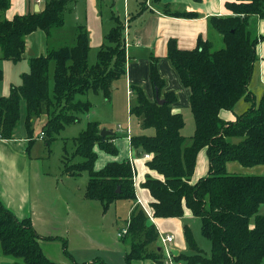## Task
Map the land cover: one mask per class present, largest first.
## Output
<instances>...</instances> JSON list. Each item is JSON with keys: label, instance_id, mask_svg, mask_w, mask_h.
Listing matches in <instances>:
<instances>
[{"label": "trees", "instance_id": "1", "mask_svg": "<svg viewBox=\"0 0 264 264\" xmlns=\"http://www.w3.org/2000/svg\"><path fill=\"white\" fill-rule=\"evenodd\" d=\"M71 1L45 0L44 7L37 12L6 18L3 13L11 0H0V58L20 61L26 37L36 30L50 35L51 30L62 26L64 12ZM225 6L229 14L209 17L211 26L222 37L223 47L213 49L212 42L201 36L189 49L179 47L174 38L167 41L166 57L189 90L194 121L190 143L185 144L181 133L183 115L174 109L175 93L164 90L165 81L157 69L156 56L150 57L149 78L154 93L163 101L156 100L155 95L149 99L139 85L130 86L134 104L129 107V113L142 117L144 127L154 128L151 135H132L129 139L137 154L150 155L145 165L155 172V176L146 174L141 183L151 196L147 205L150 215L181 218L187 208L200 219L201 234L210 242L207 256L194 241L189 226L184 224V238L192 253L173 254L174 261L181 264H261L264 260V214L257 213L264 204V174L227 170L229 162L244 167L264 165V87L258 99L250 89L259 59L257 45L264 40V34L257 33L252 17L264 16V0H233ZM168 8L169 3H164L166 12ZM110 20L112 26L104 34L92 64L89 63L88 32L83 24L77 25L71 44L51 47L45 54L29 58V70L21 75V83L11 85L9 94L0 96V139L15 137L22 100L28 143L33 141L32 120L44 116L41 137L50 145L61 130L90 111L91 102L83 98L87 92L99 93L106 100L111 98L113 82L125 75L127 56L124 22L114 13ZM51 61L54 67L50 88ZM2 77L0 69V81ZM240 99L247 105L236 113L234 106ZM222 110L233 112L234 117H223ZM100 131L97 121H87L72 139L74 150L64 155L63 165L71 177L87 174L81 189L83 198L98 201L106 211L120 198H137L134 168L128 159L109 161L100 169L94 168L95 145L107 153L117 154L112 142L116 134L112 131L102 136ZM203 148L207 155V174L193 182L191 176ZM125 228L121 236L128 246L123 255L125 264L133 260L164 262V254L157 245L159 231L139 204L132 209ZM40 237L30 218H18L0 201V247L3 254L15 258L11 264H59L45 255L39 244ZM63 246H66L65 240Z\"/></svg>", "mask_w": 264, "mask_h": 264}, {"label": "rangeland", "instance_id": "2", "mask_svg": "<svg viewBox=\"0 0 264 264\" xmlns=\"http://www.w3.org/2000/svg\"><path fill=\"white\" fill-rule=\"evenodd\" d=\"M95 2L97 6L99 5V9L105 15H111V13L109 12L112 0H95ZM23 3L24 8H28L30 11L34 10L35 4H37L34 2V0H23ZM71 3L72 2H70L67 7H70ZM121 4L122 0H115L113 6H116L117 9L119 8V10H116V8L113 7L116 14H121ZM142 5L141 8L144 7ZM10 9L9 12L8 9L5 10V12L3 13L4 17L9 18V15L11 14ZM26 11L28 12V10ZM141 11L143 10L141 9L140 12ZM136 13L132 16L135 17ZM68 15L69 14L67 8V10L64 12L65 21L68 20ZM128 19L129 18L124 17L122 21L124 23H127ZM102 20L106 25L107 23H109L110 18H108L107 16ZM252 22H256L255 25L257 33L264 34V16L260 18L257 16H253ZM66 26L67 27L63 28L56 27L51 30L52 33L50 37H47L42 30H36L35 33L30 37L31 46L26 49L23 54V58L18 62L0 58V69L3 73V77L0 81V96L8 95L11 85H18L21 83V75L24 72H28L29 70V58L31 56L38 55V48L40 46L42 47V49L40 50L41 53L39 54H45L47 49L51 48L52 46L57 47L62 44L72 43L71 28L69 27L68 23H66ZM125 37L126 32L124 31V40H126ZM209 40L213 44V49L221 48L224 45L222 37L217 30L213 32V35ZM96 52V48L92 47V49H90L89 63L92 64L95 62ZM257 54L259 59L258 62H256V69L250 83V89L252 91L256 90V87L252 84L259 85V76L262 75L264 40L259 41L257 45ZM53 67V61H51L49 64L50 88L52 87ZM120 81L121 79L119 78L113 82V90L111 93V98L109 100H106L99 93H93L92 91L87 92V94H85L83 98L88 99L91 102L90 111L82 114L77 122L68 125L63 130H61L59 135H57V138L50 145H46L41 137V125L42 120H44V116L34 118L32 120L31 126L33 141L31 144L26 141L29 149H31V153L33 156L32 169L34 172H38L39 178L42 179L40 180V183L45 196H48V199H55L57 197L60 203L66 199L68 200V205L70 207L69 210L65 213V209L63 208V206H60V216H63V218L65 217V219H63V222L67 220V226L63 228L64 231L62 235H56L57 237L52 239L47 238L46 240L48 242L46 244L47 248H49V255L52 256V258L50 259L53 261H57L59 264H63V260L65 259H69V261H71L73 264L75 261L79 264H82V261H90L91 259L95 260L97 258L96 256L104 259L108 264H125L123 259V251L125 247L126 250H128V246L121 240V237H118L117 233L124 229V227H126L128 214L133 208L134 200L120 198L116 200L106 211H103L101 204L96 200H86V202L85 200H81L83 201L84 206L80 207L79 202H76L78 196L75 195V192H77L76 189L78 187L85 186L87 181V174L83 172L71 179L68 177L69 175L65 173L63 165V159H65L64 155H70L74 150L75 146L72 139L84 129L86 122L89 120H97V122L99 121L98 123L103 124V128L111 129L115 134L118 124L121 125L124 129L128 127L130 131L129 137L132 135H151L154 133L153 127H144L142 123V117H138L135 114L129 113V107L134 104V96L130 95V97H128L126 100V94L125 91L121 88ZM262 88L263 87H261L260 89L259 96L258 94H256L257 97H260ZM254 92L256 93V91ZM113 96H115L116 99L112 98ZM235 109L238 112L243 110L241 109V107H239V104ZM224 112L225 110H223L221 114H223ZM184 113V127L182 130V135L185 136V144H188L190 143V136L194 131V121L190 111H185ZM25 114V102L22 100L20 103V118L15 129L16 136H27V131L24 125ZM114 145L117 148V154L115 155L107 153L104 150L100 149L99 146L95 145V151L97 153V158L94 163L95 169L102 168L104 164L109 161H120L125 158L127 159L130 155H136L135 149L130 148L129 142L122 141L118 138L115 140ZM206 163L207 155L205 148H203L198 153L197 164L195 166L193 175L191 176V180L193 182L196 181L200 176L207 174V171L203 172ZM143 165L144 164L142 163V161H136L135 166L137 168L139 180L135 177V169L133 178L136 194L138 192L142 194V197L140 196V194H138V196L143 199V204L147 207L148 203L147 201H145L143 196V191L145 190L142 188L140 182L144 171L139 170V168H143ZM227 170L232 173L264 174V165L244 167L236 162H229L227 163ZM139 205L141 206V203ZM257 213L264 214V204H261L259 206ZM164 219L168 220L171 218ZM173 219H177L182 225L187 224L189 226L194 241L196 242L198 247L203 249V252L207 256H209L210 242L201 234L200 219L193 216L187 208L184 209V213L181 218ZM253 221L254 216L250 218L251 225L253 224ZM82 224L86 227L87 235L83 233L84 227ZM165 224L168 229L172 233H174V240L172 243L174 247L172 248L179 250V252L183 254H191L192 250L189 249L185 238L182 235L178 236L176 231L174 232L173 229L171 230L169 228L173 224V221H167ZM171 228L173 227L171 226ZM163 229L164 228H161V231ZM159 236L161 235L159 234ZM64 240L66 251L63 246ZM182 242L184 245L182 244ZM175 243L178 244L177 247ZM179 243L183 246H181ZM14 259L15 258L9 255L3 254L0 247V264H11ZM261 264H264V260Z\"/></svg>", "mask_w": 264, "mask_h": 264}, {"label": "crops", "instance_id": "3", "mask_svg": "<svg viewBox=\"0 0 264 264\" xmlns=\"http://www.w3.org/2000/svg\"><path fill=\"white\" fill-rule=\"evenodd\" d=\"M231 1L233 0H162L160 2H155L153 0H122L120 7L122 12L120 16L118 13H115V10L113 9V7L116 8V6H113L115 0H112L109 13H114L122 19L124 17L129 18L125 37L127 56L126 72L125 75L120 78V85L122 90L125 91L126 100L128 97H130V95L127 93L128 88H130V86L133 84L141 86L145 92V95L149 99L154 98L155 93L149 78V63L150 57L156 56L158 58L157 69L160 76L165 81L164 90H171L176 95V101L173 104L174 109L179 111L182 115H185V111H190L189 90L183 86L175 68L166 57L167 41L170 38H174L176 39L179 47L189 49L196 45L198 36L211 39L215 29L211 26L209 17L213 15L229 14V10L226 8L225 3ZM34 2L37 3L35 6H37L39 10L44 7L45 0H34ZM71 2L72 3L70 7H67L69 14V17L67 18L68 20L65 21V19H63V25L60 26V28L67 27L66 23H68L69 27L71 28V40L73 41L77 25H85L88 32L90 49H92V47L98 49L103 42L104 34L112 26L111 20L105 25L102 19L107 16L110 18L111 15H105L99 9V5L97 6L95 0H72ZM164 3H169V12L164 10ZM141 5L144 7L141 8ZM9 9L11 11L9 18L14 14L35 12V9L30 11L28 8H24L23 0H11L8 12ZM141 9L143 11H141L138 15L135 17L132 16ZM26 10H28V12ZM116 10H119V8H116ZM175 11L181 13L193 12L195 15L177 16L173 13ZM34 33L35 32L29 34L26 37L25 51L31 46L30 37ZM45 35L50 37V35ZM41 49L42 47L40 46L38 48L39 53H41ZM262 60L263 70L262 75L259 76V85L252 84L256 87V90H254L256 93L251 90L255 96L256 94L259 96L261 87H264V58H262ZM112 98L116 99L115 96ZM256 98L258 99L259 97L256 96ZM238 104L241 109H244L247 105L244 99H240L234 106L233 111L236 113H238V111L235 108ZM222 116L230 119L234 117V114L231 111L225 110ZM43 119L45 120L46 118L44 117ZM44 120H42V124L44 123ZM99 127L102 129L103 124L99 123ZM182 130L183 129H181V133ZM118 138L122 141L129 142V137H127V132L125 129L120 132L116 131V137L112 139L113 143ZM26 141L28 142L27 137H19V135H15V137L11 140L0 139V201L18 218L31 219L34 228L41 236L39 238V244L43 252L48 258H52L48 252L49 248H47L46 244L48 242L46 241L47 238H45V236L51 235L57 237L62 235L64 231L63 228L67 226V220L63 222L65 217L63 218V216H60V206H63L65 213L70 207L68 205V200L66 199L60 203L57 197L55 199H48V196H45L40 183V180L42 179L39 178V173L34 172L32 169L33 156ZM130 148L132 147L130 146ZM134 156L130 155L127 159L132 163V166L135 169L136 179H138L137 168L135 166L136 161H142L144 164L143 168H139V170L144 171L140 181L141 183L144 180L146 174L155 176V172L151 171L145 165L146 158H144L143 155H139L136 152V155ZM207 165L208 162L206 163L203 172L207 171ZM68 177L71 179L73 178L71 176ZM142 188L146 191H143L144 199L147 201V203H149L151 200L149 191L144 187ZM81 189L82 187H78L76 189L77 192H75V195L78 196L76 202H79L80 207L84 206V203L81 200H85V202L87 200L83 198ZM138 194L140 193L138 192L136 194L137 199H139L143 204V199L141 198L142 194H140L141 197L138 196ZM137 199L134 200L133 208L138 204ZM130 213L128 214V218ZM167 218L171 219L165 220L164 218L152 217L150 220L154 222L161 236L166 233L174 234L165 224L167 221H173V224L171 225L173 228H171V226L169 228L171 230L173 229L174 232L176 231L178 236L182 235L184 237L183 225L180 224L177 219H173L176 217ZM83 227V233L87 235L86 227L84 225ZM161 228L166 230L163 229L161 231ZM172 243L173 241L170 243L169 249L172 251V253L174 251H176L175 254L179 253V250L172 248L174 247ZM157 245L161 246L160 238L157 241ZM175 245L177 247L178 244L175 243ZM125 251L126 247L124 248L123 252ZM96 257L100 258L98 256ZM100 259L103 262L92 259L90 261L82 262H85V264H108L104 259ZM63 264L73 263L69 261V259H65L63 260ZM131 264L158 263H155L151 260H133ZM162 264L165 263L163 262Z\"/></svg>", "mask_w": 264, "mask_h": 264}, {"label": "built area", "instance_id": "4", "mask_svg": "<svg viewBox=\"0 0 264 264\" xmlns=\"http://www.w3.org/2000/svg\"><path fill=\"white\" fill-rule=\"evenodd\" d=\"M126 27H127V23H124V31L126 32ZM128 95H132V91L130 88H128V91H127ZM123 127L121 125H117L116 127V131H123ZM125 131L127 132V137H129L130 135V131H129V128L126 127L125 128ZM41 135H42V132H41ZM130 139V137H129ZM143 157L144 158H149L150 155L148 153H145L143 154ZM137 203L140 204L141 201L139 199H137ZM141 207L147 212L149 218L151 219L152 216L150 215L149 211H148V208L143 205L141 203ZM126 231V228L122 229L120 232H118V236L121 237ZM160 237V241H161V250L164 254V263L165 264H181L180 262H175L174 259H173V253L172 251L169 249V245L170 243L173 241L174 239V235L173 234H170V233H166V234H163L162 236H159ZM163 243V245H162Z\"/></svg>", "mask_w": 264, "mask_h": 264}, {"label": "water", "instance_id": "5", "mask_svg": "<svg viewBox=\"0 0 264 264\" xmlns=\"http://www.w3.org/2000/svg\"><path fill=\"white\" fill-rule=\"evenodd\" d=\"M37 11H39V9H38L37 6H35V12H37ZM155 99H156V100H159V97H158V95H157V92L155 93ZM159 101L162 102L163 99H160ZM111 133H112V130H111V129H105V128H102L101 131H100V134H101L102 136L109 135V134H111ZM141 151H142L141 149L138 150L139 153H140ZM117 191H118V189H117ZM175 252H176V251H174L173 253L175 254Z\"/></svg>", "mask_w": 264, "mask_h": 264}]
</instances>
